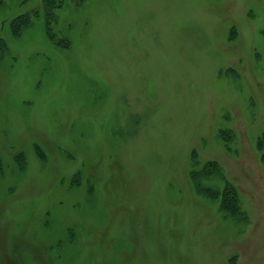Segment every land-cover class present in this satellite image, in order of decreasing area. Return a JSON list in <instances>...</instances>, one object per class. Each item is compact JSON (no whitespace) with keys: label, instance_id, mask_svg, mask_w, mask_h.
I'll return each mask as SVG.
<instances>
[{"label":"rangeland","instance_id":"obj_1","mask_svg":"<svg viewBox=\"0 0 264 264\" xmlns=\"http://www.w3.org/2000/svg\"><path fill=\"white\" fill-rule=\"evenodd\" d=\"M61 2L0 5V264H264V0Z\"/></svg>","mask_w":264,"mask_h":264},{"label":"trees","instance_id":"obj_2","mask_svg":"<svg viewBox=\"0 0 264 264\" xmlns=\"http://www.w3.org/2000/svg\"><path fill=\"white\" fill-rule=\"evenodd\" d=\"M42 3H43V6H44L43 10H45V8H46V11H45L46 13L45 14L47 15L48 18L52 17L51 8L52 9H54V8L59 9L61 7V4H62L61 0H42ZM1 4H3V0H0V5ZM48 8H50V9H48ZM27 14H29V15L19 16L15 21L10 23L12 36H14V37L20 36L21 32L29 26L30 18L37 16V15H34L35 13H33V12L32 13H27ZM199 187L200 186H198L197 188H199ZM202 190L203 189H200V191H202ZM225 199H226V196L223 198V200H225Z\"/></svg>","mask_w":264,"mask_h":264},{"label":"flooded vegetation","instance_id":"obj_3","mask_svg":"<svg viewBox=\"0 0 264 264\" xmlns=\"http://www.w3.org/2000/svg\"><path fill=\"white\" fill-rule=\"evenodd\" d=\"M9 33L11 34V28H9ZM12 35V34H11ZM14 37V36H13Z\"/></svg>","mask_w":264,"mask_h":264}]
</instances>
